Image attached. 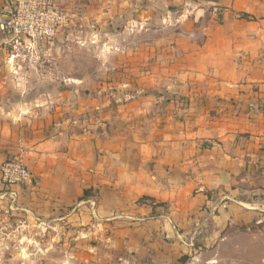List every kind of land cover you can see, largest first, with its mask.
<instances>
[{"label":"crops","instance_id":"1","mask_svg":"<svg viewBox=\"0 0 264 264\" xmlns=\"http://www.w3.org/2000/svg\"><path fill=\"white\" fill-rule=\"evenodd\" d=\"M59 2L72 24L22 81L0 0V166L22 152L30 172L14 202L0 179V212L71 223L106 264L260 248L264 0Z\"/></svg>","mask_w":264,"mask_h":264},{"label":"built area","instance_id":"2","mask_svg":"<svg viewBox=\"0 0 264 264\" xmlns=\"http://www.w3.org/2000/svg\"><path fill=\"white\" fill-rule=\"evenodd\" d=\"M60 0H10L3 9L1 26L7 35L9 64L15 78L28 81L30 72L43 73L48 64L51 44L55 36L72 24V17L60 5ZM20 68L25 69L23 74ZM75 124L78 120H74ZM30 177L21 152L7 159L0 166V179L9 188L12 201L18 199L15 186Z\"/></svg>","mask_w":264,"mask_h":264},{"label":"rangeland","instance_id":"3","mask_svg":"<svg viewBox=\"0 0 264 264\" xmlns=\"http://www.w3.org/2000/svg\"><path fill=\"white\" fill-rule=\"evenodd\" d=\"M76 230L71 223L59 226L21 211L0 212V264H106L100 257L101 245L76 239ZM242 242L245 251L220 264L263 263L264 243L258 248ZM107 264L123 262L116 258Z\"/></svg>","mask_w":264,"mask_h":264}]
</instances>
